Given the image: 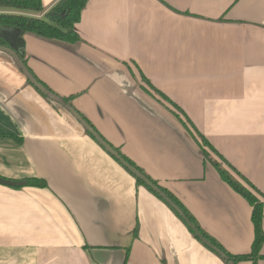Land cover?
<instances>
[{
    "label": "crops",
    "instance_id": "crops-1",
    "mask_svg": "<svg viewBox=\"0 0 264 264\" xmlns=\"http://www.w3.org/2000/svg\"><path fill=\"white\" fill-rule=\"evenodd\" d=\"M57 1L42 0L43 12ZM162 1L90 0L76 25L82 41L64 47L26 34L27 65L58 96H73L100 136L228 253L246 254L251 208L202 152L251 184L264 232V0ZM0 177L47 185L0 184V264H225L4 51Z\"/></svg>",
    "mask_w": 264,
    "mask_h": 264
},
{
    "label": "trees",
    "instance_id": "trees-1",
    "mask_svg": "<svg viewBox=\"0 0 264 264\" xmlns=\"http://www.w3.org/2000/svg\"><path fill=\"white\" fill-rule=\"evenodd\" d=\"M90 0H58L56 5L49 10L43 12L42 0H0V48L6 50L10 54L19 68L22 75L25 77L26 83L31 85L43 99L49 102L62 105L64 108H73L72 101L73 96L63 97L58 96L53 92L47 84L41 82L34 74L32 69L27 65V55L25 50V35L32 34L39 38H43L51 43L59 44L64 47H72L82 41V38L76 30V25L81 20V14L87 7ZM162 3H164L161 0ZM165 4V3H164ZM43 12V13H42ZM42 13L41 17L39 15ZM188 15V14H187ZM23 51V52H22ZM146 85L151 89L153 95L160 98L176 115L184 120V126H188L192 132L195 133L200 144H203L207 150L211 151L216 157L215 150L212 148L210 143L204 139V137L197 131L196 127L191 124L184 111H182L176 104H174L166 95L161 93L159 90L153 88L148 79L143 75L140 77ZM39 85L40 90L36 85ZM78 112L83 119L96 130L86 119V117ZM97 131V130H96ZM98 132V131H97ZM90 137V135L86 132ZM105 141V140H104ZM109 144V143H108ZM110 145V144H109ZM112 146V145H110ZM121 156V158L137 169L145 178H148L153 185H155L160 192L165 194L167 198L183 212L184 218L178 215L168 203L158 194L154 193L148 186L144 185L143 182L134 176L138 185L143 186L149 192L154 194L161 202L174 212L178 219L188 228L192 237L200 242L207 250L212 254L214 253L217 257L221 258L225 264H240L242 262L250 261L251 264H256L259 260H264V253L261 254L262 247L264 245V232L262 229V218L263 208L258 198L250 192L253 190L251 184L241 175L235 172V175L243 182L235 180L228 172L223 170L216 161L209 159V155L203 150V157L205 160L212 162L218 175L221 179L230 186V188L246 200L249 207L251 208V224L253 225V239L250 251L246 254L234 255L228 253L222 245L217 242L213 237L206 233L201 226L198 225L196 220L189 214L188 210L184 208L182 203L176 199V197L169 193L163 187H160L157 182L150 178L143 170L138 167L129 158H126L121 154L118 148L112 146ZM221 163L226 162L218 158ZM131 175V174H130ZM25 186L38 187L46 189L47 185L44 181L29 179L25 180ZM19 188V186H14ZM250 189H248V188ZM135 233V232H134Z\"/></svg>",
    "mask_w": 264,
    "mask_h": 264
},
{
    "label": "water",
    "instance_id": "water-1",
    "mask_svg": "<svg viewBox=\"0 0 264 264\" xmlns=\"http://www.w3.org/2000/svg\"><path fill=\"white\" fill-rule=\"evenodd\" d=\"M0 51H4L8 54V52L2 48H0ZM23 52V51H22ZM40 90L42 88L37 84L36 85ZM43 91V90H42ZM67 111L69 114L72 115V117L75 119L76 122H78L81 127L90 135V137L95 140V142L102 147L110 156H112L117 162L120 163V165L127 171L129 172L132 176L135 178L141 180L144 185L148 186L154 193L160 195L167 203L168 205L174 210L178 215L184 218V214L181 210H179L168 198L165 194L160 192V190L151 183V181L148 178H144L140 172L137 171L136 168H134L132 165L129 163L125 162L119 153L112 147L110 146L104 139L100 136V134L96 131L93 130V128L83 119V117L76 112L73 108L69 107L67 108ZM0 184L3 186L7 187H13V186H25L26 182L24 181H9L6 179H3L0 177Z\"/></svg>",
    "mask_w": 264,
    "mask_h": 264
},
{
    "label": "rangeland",
    "instance_id": "rangeland-1",
    "mask_svg": "<svg viewBox=\"0 0 264 264\" xmlns=\"http://www.w3.org/2000/svg\"><path fill=\"white\" fill-rule=\"evenodd\" d=\"M129 64V63H128Z\"/></svg>",
    "mask_w": 264,
    "mask_h": 264
}]
</instances>
